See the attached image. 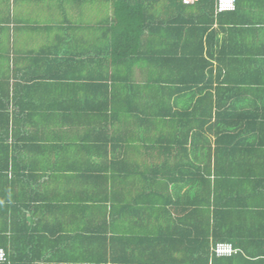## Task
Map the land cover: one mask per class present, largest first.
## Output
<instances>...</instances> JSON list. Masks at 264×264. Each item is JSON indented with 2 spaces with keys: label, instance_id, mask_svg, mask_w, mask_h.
Returning a JSON list of instances; mask_svg holds the SVG:
<instances>
[{
  "label": "crops",
  "instance_id": "crops-1",
  "mask_svg": "<svg viewBox=\"0 0 264 264\" xmlns=\"http://www.w3.org/2000/svg\"><path fill=\"white\" fill-rule=\"evenodd\" d=\"M114 1L0 0V249L8 257L0 264H150L198 253L207 234L211 244L234 240L244 258L235 263L264 264V0H236L220 14L217 0L183 3L189 11L141 0L157 18L180 21L179 47L152 23L139 54L115 66L107 53ZM205 28L203 57L221 82L211 92L224 114L195 127V142H208L206 163L199 144L193 164H165L161 148L126 147L131 133L90 113L103 112L111 75L119 87L207 72L185 53ZM133 125L128 140L140 141ZM163 206L189 234L179 250L154 229L169 218ZM188 211L196 213L187 219Z\"/></svg>",
  "mask_w": 264,
  "mask_h": 264
},
{
  "label": "trees",
  "instance_id": "trees-1",
  "mask_svg": "<svg viewBox=\"0 0 264 264\" xmlns=\"http://www.w3.org/2000/svg\"><path fill=\"white\" fill-rule=\"evenodd\" d=\"M142 1L115 0L113 3V16L110 26L107 29V53L111 56V65L115 66L121 63V60L130 59L135 57L136 54H139L143 47V38L145 34L150 31L149 26L152 23H160L165 26V35L166 38H168L165 44L171 41L175 48L179 47L176 35L180 33L178 26L180 21L176 19L162 20L152 13L151 15L150 12L146 10L145 5L142 4ZM174 1L177 3L179 2L184 11H189L192 8H186L183 4V0ZM190 23L192 27L196 26L195 23H192V20H190ZM207 31L208 28H205L201 32L198 45L187 46L185 50L186 54H189L190 57H194L192 60L194 69L201 67L202 70L203 68L204 70L207 69V72L203 71L201 75H165L163 78H156L155 76L151 84H138L133 82L132 79H129L123 86L119 87L116 84V76L111 75L109 78L103 80V85L106 87L108 94H110L108 95L110 98L106 96L103 112L94 108L90 110V113L93 111L105 113L104 120L107 122H105L104 127L109 129V125H111V127L114 128V132L116 131L118 134L127 135L131 133L128 136L130 140L132 139V128H129V125L134 124L139 128V132L136 136H140L141 140L131 142L126 139L123 141V144L125 143L124 145L126 147L130 145V148L132 145H136L138 148L144 147L150 151L161 148V151L165 152V156L163 157L165 159V164H193V156L197 153L198 148H196V146L199 144L202 147L200 150L202 152V163H206L204 160L209 159L208 142L207 146L205 145L206 141L195 142V137L197 136L195 127L200 129L205 123H208L211 117H221L224 115L221 113L222 108L214 103L213 93L211 92H215L221 82L218 76H212V71L210 69L212 64L203 57V35H205ZM165 44H158L157 49L161 50V48H165ZM175 53H179V50L175 49ZM207 56L208 58H212L208 51ZM198 58H201L202 63L198 62ZM186 64L189 65L191 63ZM108 81L111 85L106 83ZM92 83L93 80L91 79V84L89 85L93 87ZM149 85H154L155 91H153V89L151 90ZM144 87L151 90V92L149 91L146 94L144 90L141 91L143 93L139 92V90L144 89ZM117 91L123 96L117 98L120 101V105H115L114 99L111 98L113 96L116 97ZM125 96L126 98H124ZM121 122L122 124H120ZM123 122L127 123L123 124ZM134 125L132 127H135ZM165 126L168 127V131H171V134L167 137L165 136ZM148 130H151L155 134H153L152 137L148 136ZM145 136H147L148 139H146ZM113 142L115 141L112 139V141L107 140L104 143L109 145V143ZM136 142H141V144H137ZM204 155L206 158H204ZM196 157L197 159H201L197 155ZM112 158L114 160L117 159L115 155H113ZM162 208L164 212L167 211V213H169V218L165 220V214H163L162 218L155 223L154 229L158 230L159 233L163 235L161 239L171 240L172 243L175 244V249L179 250L184 247V239H186V236L189 234L187 231L184 233L185 229L183 228L181 230L178 229V212L176 210H171L172 212L175 211L176 217H174L170 210L165 211V206ZM193 213H196V211L189 212L185 218H191ZM165 221L167 225H165ZM168 225L170 226L168 227ZM28 231L30 232L31 228H28ZM188 232L191 233V230ZM166 235H169V237L165 238ZM201 239L204 240H201L202 244L199 240L200 249L196 254L190 253L188 257L184 256L186 254L182 256H172L168 259H166L165 255V261H158L155 257H152V259L147 262L150 264H166L169 262L175 264H237L234 262L235 259L242 258V253L236 249L234 240L232 242L233 245L232 243L227 244L233 246L236 250L235 254L230 257H218L214 252L215 246L218 243H226V240H214L211 244L208 234ZM168 245H170V243ZM247 263L252 264V262L249 263L248 260Z\"/></svg>",
  "mask_w": 264,
  "mask_h": 264
},
{
  "label": "built area",
  "instance_id": "built-area-1",
  "mask_svg": "<svg viewBox=\"0 0 264 264\" xmlns=\"http://www.w3.org/2000/svg\"><path fill=\"white\" fill-rule=\"evenodd\" d=\"M196 0H183L185 4L194 3ZM236 9V0H217V13L231 12ZM218 257H230L235 254L236 250L231 244L218 243L214 249ZM7 261L6 252L0 249V263Z\"/></svg>",
  "mask_w": 264,
  "mask_h": 264
},
{
  "label": "rangeland",
  "instance_id": "rangeland-1",
  "mask_svg": "<svg viewBox=\"0 0 264 264\" xmlns=\"http://www.w3.org/2000/svg\"><path fill=\"white\" fill-rule=\"evenodd\" d=\"M94 15V14H91V16Z\"/></svg>",
  "mask_w": 264,
  "mask_h": 264
}]
</instances>
